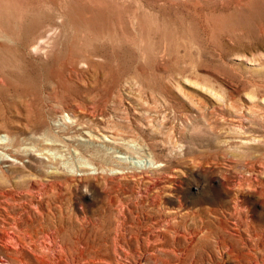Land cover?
Wrapping results in <instances>:
<instances>
[{"label": "rangeland", "instance_id": "1", "mask_svg": "<svg viewBox=\"0 0 264 264\" xmlns=\"http://www.w3.org/2000/svg\"><path fill=\"white\" fill-rule=\"evenodd\" d=\"M0 140L1 264H264V0H0Z\"/></svg>", "mask_w": 264, "mask_h": 264}, {"label": "bare ground", "instance_id": "2", "mask_svg": "<svg viewBox=\"0 0 264 264\" xmlns=\"http://www.w3.org/2000/svg\"><path fill=\"white\" fill-rule=\"evenodd\" d=\"M65 122V121H64ZM105 129V128H104ZM107 131L106 130H103L102 131V133L100 134L101 135V137H103V139H104V137H106L107 136V134L108 133H106ZM76 136V135H75ZM110 136H111V133H110ZM114 136V135H113ZM3 137H6L5 135L3 136ZM87 139H86V138ZM109 137V136H108ZM116 137V136H115ZM70 138V137H69ZM72 138V137H71ZM76 138V137H75ZM92 139H97V137H95L94 135H91V133L89 134V133H85L84 132V135H82V138H81V140L82 141H90V140H92ZM99 140V139H98ZM105 140V139H104ZM108 141V140H107ZM2 142H5L4 140H0V144H2ZM114 142H116V140L114 141ZM51 143V142H50ZM25 147V146H24ZM104 147V146H103ZM25 149H28L27 147L25 148ZM4 156H7V155H5L2 151H0V158L3 160V158H4ZM115 156H118V157H120V158H124V159H126L127 157L126 156H124V155H115ZM4 160H10V161H15L14 159H11V158H7V157H5V159ZM119 161V160H118ZM114 172H116V171H114ZM160 180V179H159ZM4 206V205H3ZM2 208V207H1ZM4 208V207H3ZM2 208V209H3ZM30 220V219H29ZM40 226H43V224L42 223H40ZM17 228V230L19 231V236L18 235H13V236H15L20 242H21V244H22V249H17V247H13L14 248V250H15V253L12 255V256H19V255H23L25 252V249L23 248L24 247V245H25V243H26V241H28L27 243V245H26V251H28V252H30L32 255H36V251L37 250H39V248H40V244H39V240L38 239H40V237L37 235V237H38V239H36L35 238V231L34 232H32V231H30L28 228H22V227H20V225L19 226H17L16 227ZM41 233V236H42V239H41V241L42 242H44V245L46 244V239L47 238H54V234L52 233V232H49V231H47V230H40V231H38V233ZM10 235H12V234H9V233H7L6 234V237L7 238H10ZM54 243H55V238H54ZM30 245L33 247V249L30 247ZM43 245V246H44ZM74 256V255H73ZM64 257H65V261H67L68 262V264H76V262L71 258L72 256H70V258L67 256V255H64ZM59 258L60 259H62L63 257H62V255H60L59 256ZM1 260V259H0ZM42 261L41 262H37V264H58V261L57 260H43V259H41ZM3 263H5V262H3ZM6 263H7V261H6ZM18 264H25V263H23V260H22V258H20V261H18L17 262ZM1 264V263H0ZM7 264H16L15 262H14V259L12 258V257H10L9 258V261H8V263ZM238 264H255L254 263V261H253V259L252 258H249V259H241V260H239L238 261Z\"/></svg>", "mask_w": 264, "mask_h": 264}]
</instances>
